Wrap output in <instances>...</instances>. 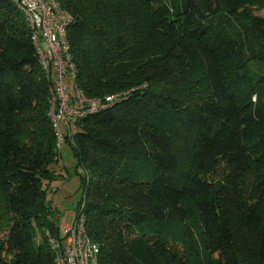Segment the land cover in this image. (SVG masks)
<instances>
[{"label":"trees","instance_id":"1","mask_svg":"<svg viewBox=\"0 0 264 264\" xmlns=\"http://www.w3.org/2000/svg\"><path fill=\"white\" fill-rule=\"evenodd\" d=\"M56 1L85 98L121 95L64 141L99 264H264V0ZM48 99L0 0V264H53Z\"/></svg>","mask_w":264,"mask_h":264},{"label":"built area","instance_id":"2","mask_svg":"<svg viewBox=\"0 0 264 264\" xmlns=\"http://www.w3.org/2000/svg\"><path fill=\"white\" fill-rule=\"evenodd\" d=\"M30 33L38 64L49 81L48 113L55 134V147L59 152L65 136L72 132L76 120L119 101L121 95H108L102 99L87 100L76 83L67 38L70 17L56 0H11ZM71 92V94H69ZM45 237L53 264H99V247L88 237L83 216L62 228L60 239L48 232Z\"/></svg>","mask_w":264,"mask_h":264},{"label":"rangeland","instance_id":"3","mask_svg":"<svg viewBox=\"0 0 264 264\" xmlns=\"http://www.w3.org/2000/svg\"><path fill=\"white\" fill-rule=\"evenodd\" d=\"M256 15L264 18V10L255 12ZM71 94V92H69ZM58 155V163L60 161V164L64 165L65 168V179H62L65 183V189L64 191L58 190L56 192V198L54 201H52V205L56 206L58 208V213L54 212L53 216L55 217V220L57 222V226L59 227L60 235L62 233V224L66 222V217L69 215L75 214V208L78 203V201L82 198L80 191H78L79 188V178L78 175H76L74 171V162L73 157L70 151V148L68 145L64 142L60 146L59 152H57ZM59 158L61 160H59ZM57 163V164H58ZM53 165L54 167L57 165ZM80 172H82L80 170ZM63 168L61 166H58V169L55 170V175L57 177L63 176ZM222 171H219V173L213 177L215 181L219 180L221 178ZM48 184L46 185L47 190V197L49 195L54 196V192L56 189L52 187L51 189H48ZM55 186H57L55 184ZM51 197H49L50 199ZM48 201V200H47ZM49 203V202H48ZM54 210V209H53ZM74 219V218H73ZM73 222V220L70 222V224ZM68 224V225H70ZM65 225V226H68ZM7 232V212L5 209V206L2 203L1 197H0V239H2Z\"/></svg>","mask_w":264,"mask_h":264},{"label":"crops","instance_id":"4","mask_svg":"<svg viewBox=\"0 0 264 264\" xmlns=\"http://www.w3.org/2000/svg\"><path fill=\"white\" fill-rule=\"evenodd\" d=\"M72 131H73V126H72ZM59 160H61L60 158H59ZM73 162H74V160H73ZM58 166H61V168H63V176L62 177H57V179L56 180H54L53 182H51V183H49L48 184V189L50 188H52V187H54L55 189H56V191L54 192V196L52 195H49L48 197H47V200H48V202H49V205L54 209V211H56L57 213H58V208H56V206H53L51 203H52V201H54L55 200V198L57 197L55 194H56V192L58 191V190H61V191H64V189H65V183H64V181L62 180V179H65L66 177L64 176L65 175V168H64V165L63 164H60V161H59V163L54 167V166H51V169H53L54 171L56 170V169H58ZM55 184L57 185V186H55ZM49 197H51L50 199H49ZM73 218H74V216L73 215H69V216H67L66 217V222L64 223V224H62L63 226H62V228L65 226V225H68V224H70V222L73 220Z\"/></svg>","mask_w":264,"mask_h":264}]
</instances>
